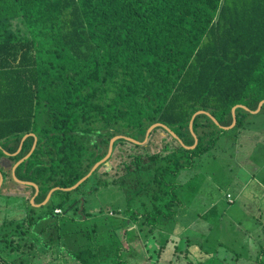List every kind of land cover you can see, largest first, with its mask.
<instances>
[{"label":"trees","instance_id":"obj_1","mask_svg":"<svg viewBox=\"0 0 264 264\" xmlns=\"http://www.w3.org/2000/svg\"><path fill=\"white\" fill-rule=\"evenodd\" d=\"M262 100L264 0H0V190L11 182L33 195L34 187L13 180L10 169L32 147L34 136L22 138L34 133L36 144L15 174L38 185L34 202L40 204L27 205L23 192L6 194L24 203L25 216L1 222L0 264H33L36 249L81 231L89 243L67 250L76 264H93L97 248L106 249L107 260L98 264H138L121 254L125 241L115 238L116 228L127 234L128 224H137L151 231L183 219L188 207L181 173L187 182L193 177L184 185L191 195L190 189L203 183L202 169L194 168L204 167L211 151L225 153L219 150L224 140H218L264 111V103L255 114L237 107L229 129L205 113L193 114L204 110L230 126L235 105L255 110ZM190 121L197 136L193 148L186 147L195 143ZM154 123L169 127L184 145L156 126L149 144L162 130L165 143L158 151L133 144L135 152L116 160L117 143H128L118 139L110 156L91 171L106 156L111 137L124 132L142 141ZM89 172L75 188L63 189ZM54 187L51 205L41 204ZM75 192L80 195L74 197ZM89 195L108 202L110 208L100 207L99 213L110 215L69 230L63 213L75 209L72 222L87 215L82 204ZM257 232L235 252L242 264H264L263 222ZM190 234L181 236L173 251L165 247L166 239L160 241L159 252L172 251L173 261L176 251L188 249ZM197 237L203 249L214 244L226 250V236ZM88 249L93 257L85 258Z\"/></svg>","mask_w":264,"mask_h":264},{"label":"rangeland","instance_id":"obj_2","mask_svg":"<svg viewBox=\"0 0 264 264\" xmlns=\"http://www.w3.org/2000/svg\"><path fill=\"white\" fill-rule=\"evenodd\" d=\"M258 120H264V111L256 115L247 117L246 121H249L248 126H247L246 121L243 123L244 126H247V131L245 133V131L242 130L237 134L236 142L238 143V146L241 147L238 151L236 147L230 143V141L234 138L233 134H229L228 136H226V133H225L223 134L224 136L218 140V142H220L221 140H224L222 141V144H221L222 146H219V150L224 149L226 151V154L224 152L223 153L219 152L217 156H213L209 158V160L213 158L212 162L204 165V168H206L205 171L207 173H210V176H209V181L202 192L203 197L200 199L198 197H195L194 195L193 196L190 195L188 192L185 193L184 189L182 190L185 197L192 203L196 204L195 206H192V209L197 208L198 210H200L203 207L202 204L205 201L206 194L209 193V191L217 195L216 194L217 190L215 191L213 189V186L220 181L221 183L226 181V175L228 177H231V176L235 177L237 180L239 178L241 179V182H244L246 180V177L241 178L240 176H242L243 174H246L242 170L244 168L247 169L251 166L250 165L251 159L253 158H247L246 162L241 164L240 160H239L240 163L237 161L238 159H236L235 155L237 152L238 153H241V152H244V153L245 152L246 153L256 152L257 153L258 150L264 151V148H261V140H262L261 137H263L264 135V127H262V125H258ZM151 131L152 129L150 130V132L148 131V133L145 134V137L142 141L135 139L138 142H134L132 140L133 138L124 134V132H121V134H116L113 137H111L109 140L108 151L111 145V151H110V154H111V152L113 151L114 142L115 140H118V139H124L125 141L127 140L128 143L124 145H119L117 143V145L115 146L116 149L113 151L114 155L117 156L116 160H120L119 154H124V153L129 154V153L135 152L134 151L135 146L132 147L133 144L143 143V145L146 146L145 147L146 152L148 153H152L153 151H158L161 148L162 144L165 143L161 141L160 139L161 136H163V131L158 129L153 137L152 144L151 143L149 144L150 136L154 134ZM230 132H237V130H232ZM120 147H122V149ZM202 157H206V156H202ZM22 159H24V157ZM200 160H198V162H200ZM245 165H250V166H245ZM253 165L255 168L262 167L263 170L261 169L260 171H264V160L260 164L254 161ZM260 171H258V173ZM184 175H186L185 172L181 173L180 179ZM202 176H201L202 179H204L205 176L204 175ZM197 182L198 180L191 181L192 185L197 184ZM19 187H20L19 185L8 182V185L6 184V186L3 187L2 190H0V225H1V222L4 220L5 221L6 220H17L18 218L21 219L25 216L24 203H22L20 199H17L14 196L7 197L6 194H10V193L11 194H21L23 192V194L30 199L29 201L26 202V204L33 205L31 202V199H32L31 189L24 188V187L22 188V186L21 188ZM190 193H191V190H190ZM78 195H80L79 192L77 193L75 192V194H73L74 197H78ZM225 196H226L225 198L230 200L229 194L227 195L225 194ZM50 199L51 198L49 196V198L43 204H47V206L49 207L51 205V203H48L50 202ZM216 199H217V196H216ZM33 206H38V205H33ZM74 206H77V203H74ZM100 207L101 209L103 208L104 211L110 208L108 204H105V205L103 204L99 206L94 205L91 197L88 196L86 204L84 203L82 204V208L83 210H85L87 215L79 217L80 219L83 218V220L78 219V221L74 220L73 222L69 220L70 214L71 216L76 214L74 213L75 209H68L67 211L69 212L63 213V217L61 220H63L64 223H67V225L70 227L69 230L73 229L75 224H80L83 228H85L93 223V222L88 223L86 220L87 217L90 219L91 217H96V216H97L96 218H104L108 216L106 215L108 212L99 213ZM260 207L263 209L262 205H260ZM114 208L116 207L114 206ZM192 209H190L189 214L187 213L184 215L183 219L179 218V220H177L178 222L176 221L172 227L166 224L163 227H158L150 231V229L145 226H141L137 224H132V225L128 224L127 229L129 230V233L127 234H124L122 228L117 227L116 228L117 230L115 229L116 230L115 233L117 235L115 236V238L120 239L122 244L125 241V244L121 246V250H122L121 254L123 256L125 255V256L136 257V259L139 262L138 264H141V263L143 264H189L190 262L191 264H242L241 258H238L235 252L236 253L241 252L242 243L255 240L253 235H257L258 233L256 232L257 230L256 226L259 225V228H261V223L262 222L264 223V221L260 220L253 213L247 212L248 210L247 207H240L238 203L235 202L226 211V213L229 216V219H226V213L222 215V218H223L221 220L222 228L218 229L217 231L215 230L214 232L210 230L208 232V237L209 236L212 237L213 233H215V235L218 236V238L220 237V235L226 236V250L222 249L221 247H218V249L220 250L219 251L216 249V246L214 244L212 245L214 246V248L211 246L205 245V248L203 249L201 247L202 245L201 246L198 245L199 243L197 241L199 237H197V233H203L204 227L200 226V224L196 222V219H192L191 217V215L193 214ZM60 210L61 209H59L58 212H60ZM78 212L80 213V210ZM215 218L216 216H214V213H213V220ZM180 220H181V225L177 227ZM231 220H242V223L237 224L234 231H230L228 228V225L231 224L230 222ZM83 232L84 231H81L80 234H76V235L69 233V232L67 233V235L63 234V237H61L59 242L57 241L56 244H51L49 247H43V246L39 247V250L42 252V248H44L47 255L52 254V256H54V259L58 257V252L56 248H57V245L60 243L63 244L65 247L71 249L72 251L77 250L80 248L81 241H84L85 243H89V241L85 237H83L84 239L82 238L81 235H85ZM187 233H191L190 235L193 239L191 240V243H189L188 249L181 252L179 255H178L179 252L176 251V253L174 254L175 258L173 261H171V256H172L171 253L173 251L174 244L178 241V239L181 238V236H184ZM244 233H246V236L249 239L244 235ZM126 236H128L127 237L128 241L125 239ZM149 238H151L154 241V245L153 247L149 246L148 248L146 242ZM164 239H166L165 247L168 248V250H172L171 252H168L169 254L167 256H165L166 254H164L163 256L162 250H160L159 252V249H158L159 245H161L160 241H163ZM99 240H103V238H100ZM202 240L204 239H200V241ZM80 251H82V249ZM85 254H86L85 258L93 257L92 251L90 252L89 249L85 251ZM104 254H106V249H101V248L95 249L94 258H97L98 256H101V255L102 256L96 259L93 262V264H98L100 260H101L100 261L101 263L102 261L107 262V260H103L105 259ZM243 256H245V252H243ZM45 260L46 258H34L33 264H52V262H46ZM63 261L65 260H63L59 256V258L54 262V264H59L60 262H63ZM130 264H136V262H130ZM252 264H255V263L252 261Z\"/></svg>","mask_w":264,"mask_h":264},{"label":"crops","instance_id":"obj_3","mask_svg":"<svg viewBox=\"0 0 264 264\" xmlns=\"http://www.w3.org/2000/svg\"><path fill=\"white\" fill-rule=\"evenodd\" d=\"M244 121H246V120H244ZM246 123H247V126H248L249 121H246ZM258 125H262V127H264V120H258ZM247 126H244L243 125L239 130H237V132H230V131H228L226 133V136H228L229 134H233L234 135V138L230 141V143L236 147L237 151L241 148V147L238 146V143L236 142L237 134L240 131H242V130L245 131V133H246ZM226 129H229V128H226ZM27 134H30V133H27ZM32 134H33L32 136H34V141H33L32 147L29 150V152H31L33 150V148H34V146L36 144V136L34 135V133H32ZM261 138H262V140H261V148H264V135ZM23 139H24V137L22 138V140ZM19 149H20V146L11 155L17 154L19 152ZM3 151H4L5 155H8L9 154L6 150H3ZM29 152L26 155H24L23 157L27 156L29 154ZM219 152L211 151V154L207 155V157L205 159H203V164H206L207 161H208V159L210 157L216 156L217 154H219ZM225 154H226V152H225ZM235 157H236V159H238L237 160L238 162L240 160L241 164L242 163H245L247 158H253V159H251V164H250L251 166L250 165H245V166H250V167L247 168V169L244 168L242 170L244 173H246V174H243L242 176H240L241 178L246 177V180L244 182H241V179H239V178L237 180L235 177H232V176L231 177H228L226 175V181H224L223 183H221V181H220V182L216 183L213 186V189L215 191L217 190L216 191L217 192L216 193L217 195H215L211 191H209V193L206 194V199L203 202V204H202L203 207L200 210H198L197 208H193L192 209V206H195L196 204L195 203H192L191 201H189L185 197L186 202H187V203L185 202V204L188 206L187 213L189 214L190 213V209H192V211H193V214L192 215L193 216L190 214L191 217H192V219H196V222H198V224H200V226L204 227V232L203 233L206 234L207 236H208V232H209V225H214V224L220 222L223 219L222 218V215L224 213H226V211L230 208V206H232V204H234L235 202H237L240 207H247V209H248L247 212L253 213L260 220H263L264 221V171H260L261 169L263 170L262 167L255 168L254 165H253L254 161L257 162V163H259V164L261 162H263V160H264V151L258 150L257 153L256 152H254V153H250V152H248V153H246V152L245 153L244 152L238 153L237 152L236 155H235ZM255 159H257L260 162H258ZM2 162H3L4 166H7V168H8L10 161L7 160L6 157H3L2 158ZM16 163H17V161L14 164L11 165L10 173L12 174V177H13V173L15 174V169H16V167L18 165V164L16 165ZM199 165H201V164H199ZM12 167L14 169H12ZM201 169H202L201 175H204L205 176L204 179H202V178L200 179L201 181H203V183L202 184H199L198 190H196V191H195V188H191L190 189L192 191V194L191 195L192 196L194 195L195 197H198L200 199L203 197L202 196V192H203L204 188L206 187V185H207V183L209 181V176H210V173H207L205 171L206 168H204L203 166H197V167L194 168V170L196 172L198 170H201ZM246 170H248V171H246ZM258 171H260V172L258 173ZM186 177L187 176L184 175L181 178V180H184V182H182V186H183L184 189H185L184 185L185 184L187 185V183L192 179L191 178L187 182L186 181ZM3 182H4V180H3ZM19 183L26 184V183H22V182H19ZM28 185H30V184H28ZM37 188H38V185H37ZM38 190H35V187H34V193L32 195V201H34V198H35L36 194L38 193ZM225 194L226 195L227 194L230 195V197H229L230 200H228L227 198H225L226 197ZM216 196H217V199H216ZM90 197H91L94 205H98V206L101 205V204L102 205L103 204L104 205L105 204H108L109 205L108 202H105V201L102 202L96 196H93L92 195ZM95 200H96V202H95ZM86 201H87V199H86ZM86 201L84 202V204H86ZM260 205L263 206V209L260 207ZM213 213H214V216H216V218L214 220H213ZM107 215H110V214H107ZM184 215L185 214H183V216ZM217 215H218V217H217ZM82 216H85V215H82ZM69 218H71V217L69 216ZM81 219L83 220V218H81ZM96 219L97 218H93V217H91L90 219L88 217L86 218V220H87L88 223L89 222H92V221H95ZM226 219H229V216H228L227 213H226ZM230 222H231V224L228 225V228H229L230 231H234L235 228H236V226H237V224L242 223V220H231ZM66 226H68V225H66ZM177 227H179V226H177ZM257 230H258V228H257ZM257 230H256V232H257ZM83 233L86 234V232H83ZM198 235H199V233H198ZM244 235L246 236V233H244ZM81 236L83 238L86 235H81ZM62 237H63V235H62ZM127 237L128 236H126L125 239L128 241ZM250 243H251V241H248V244H250ZM146 244H147V246L149 248V246H153L154 241L150 239V240H148L146 242ZM56 250L58 252V257H56L55 259H54V256H52V254L47 255V253L45 252V249L44 248H42V252L39 249H36L35 250V256H36V258H46L45 261L46 262H52V264H54V262L59 258V256L63 260H65L63 262H60L59 264H76V263H78V260H76L75 258L72 259V257H69V255L67 254L68 248L65 247L63 244L57 245ZM104 255L106 256V254H104ZM130 257H132V256H130ZM98 258H99V256L97 258H94V261L96 259H98ZM133 258L136 259V257H133ZM242 259L243 258H241V260ZM141 264H143V263H141Z\"/></svg>","mask_w":264,"mask_h":264},{"label":"water","instance_id":"obj_4","mask_svg":"<svg viewBox=\"0 0 264 264\" xmlns=\"http://www.w3.org/2000/svg\"><path fill=\"white\" fill-rule=\"evenodd\" d=\"M264 103V100H262V101H260L259 103H258V106H257V108L255 109V110H250L248 107H246V106H244V105H235L233 108H232V116H233V121H232V124L230 125V126H221L220 124H219V122L210 114V113H208L207 111H204V110H198V111H196L194 114H193V116H192V118L195 116V115H198V114H201V113H205V114H207L208 116H210V118L217 124V125H219L220 127H222V128H224V129H226V128H230V127H232L234 124H235V121H236V119H235V109L237 108V107H241V108H244V109H246V110H248V111H250L251 113H257L258 111H259V109L261 108V106H262V104ZM156 126H162V127H164L167 131H168V133L169 134H171L174 138H177L178 139V141L182 144V145H184V143L178 138V136H177V134L176 133H174V131H172L169 127H167L166 125H164V124H162V123H154V124H152L148 129H147V131H146V133H148V131L150 132V130L151 129H153L154 127H156ZM189 127H190V130H191V132H192V134H193V136H194V139H195V143L193 144V145H190V146H186V147H189V148H193L195 145H196V142H197V136L195 135V133L193 132V130H192V121H190V124H189ZM28 135H33L32 133H30V134H26V135H24V138L26 137V136H28ZM134 142H138V141H136L135 139H132ZM111 144V143H110ZM110 151H111V145H110V148H109V151L107 152V154H106V156H105V158H103V159H101L100 161H98L97 163H95V165L93 166V168L91 169V171H93V169L95 168V167H97L100 163H102L104 160H106L107 158H108V156H109V154H110ZM29 154H30V152H29ZM28 154V155H29ZM27 155V156H28ZM27 156H25L24 158H26ZM23 159H20L19 161H17V163H16V165L17 164H19V162H21ZM15 166V165H14ZM12 169H14L13 167H12ZM90 174V172L85 176V177H83L82 179H80V181L78 182V183H76L75 185H73V186H71V187H68V188H63L64 190H68V189H71V188H75L82 180H84L88 175ZM13 178H14V180L15 181H17V182H22V183H26V184H30V185H32V186H34L35 187V190H38V188H37V185L34 183V182H32V181H22V180H20V179H18L17 178V176L13 173ZM2 180H3V176H2V174H1V172H0V185H1V183H2ZM55 189H57V187H54V188H52L50 191H49V193L47 194V196L45 197V199H44V201L41 203V204H43L48 198H49V196L51 195V193H52V191H54ZM31 202H32V204L33 205H40V204H37V203H34V201H32V199H31ZM80 209H81V207H80Z\"/></svg>","mask_w":264,"mask_h":264},{"label":"clouds","instance_id":"obj_5","mask_svg":"<svg viewBox=\"0 0 264 264\" xmlns=\"http://www.w3.org/2000/svg\"><path fill=\"white\" fill-rule=\"evenodd\" d=\"M20 163V162H19ZM0 172H1V174H2V176H3V173H2V171L0 170ZM12 176V175H11ZM13 178V177H12ZM18 178V177H17ZM3 180H4V176H3ZM3 180H2V183H3ZM13 180H14V178H13ZM17 182V181H16ZM2 183H1V185H2ZM1 185H0V187H1ZM38 204V203H37ZM56 210V209H55ZM55 212H58V211H55Z\"/></svg>","mask_w":264,"mask_h":264},{"label":"built area","instance_id":"obj_6","mask_svg":"<svg viewBox=\"0 0 264 264\" xmlns=\"http://www.w3.org/2000/svg\"><path fill=\"white\" fill-rule=\"evenodd\" d=\"M55 211H59V209H56Z\"/></svg>","mask_w":264,"mask_h":264}]
</instances>
